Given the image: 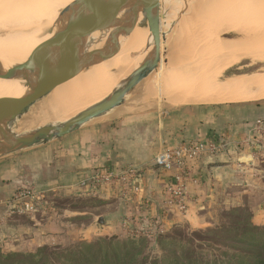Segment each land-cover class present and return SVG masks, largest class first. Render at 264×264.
<instances>
[{
  "label": "rangeland",
  "instance_id": "rangeland-1",
  "mask_svg": "<svg viewBox=\"0 0 264 264\" xmlns=\"http://www.w3.org/2000/svg\"><path fill=\"white\" fill-rule=\"evenodd\" d=\"M218 1L221 6L216 5L215 8H211L214 11L209 9V11L207 10L208 13L204 12V15L202 12L206 11L205 7L207 8V6L204 7L205 10L202 7V12L201 10L199 11L200 15L205 16L204 20L197 13L198 17L202 18L198 20L200 22L202 20L201 24H203L199 28L197 23V29L194 25L195 22H192L194 3H191L193 4L192 11L190 9L187 11L181 22H179L180 24L175 28L174 35L169 37L172 43L167 53L166 63L162 64L161 67L164 65V68H168L171 65L170 67L174 68L178 64L187 62L188 59V61H191L193 58L198 59L200 56H205V48L207 50L209 42H213L214 44L211 43L213 47L226 46L228 49L227 52L218 56V66L225 68L224 72L221 73L222 76H220L222 80L234 76L249 75L254 72L264 73V61H261L264 56V20L261 17L262 12H259V8L264 9V0H258L256 3L254 2L256 0H237V2L235 0L236 5L233 12H223L225 3H223V0ZM242 8L244 9L242 10ZM256 12L259 13L257 14ZM260 13L261 15H259ZM207 14L209 15L207 16ZM200 22L198 25H201ZM190 24L195 27V30L189 28L192 27L189 26ZM186 28L188 31H186ZM259 28L263 30L261 31ZM182 31L189 32L187 34L193 32L192 35H194H186ZM179 32L182 33L181 38H184V34L187 39L191 37L189 38L190 40L195 36L197 38L193 39V43L190 40L188 42L185 38H179L181 36V33L178 34ZM240 33L249 34L251 38L244 40L236 38ZM209 35L211 38H209ZM176 36L178 39H175ZM179 39L184 43H181ZM194 40H198V42ZM200 40H203V42ZM189 44L193 48L188 46ZM203 50L204 52H202ZM153 76L131 93L129 101L124 107L119 109L121 114H118L117 117L112 115L107 119L95 122L90 127L105 121L117 122L127 117H130L135 122L153 118L163 119L176 114L178 111L184 112V114L186 112H189V114L194 112L195 115L191 116V118L195 122L197 117L203 112L214 115L216 109L220 108L217 107L220 105H200L186 101L185 103L184 101L183 103L168 102L167 98L158 94L157 73ZM150 88H155V91L150 90ZM149 90L151 96L149 95ZM152 93L155 94L153 95ZM48 99L43 101L44 103L36 105L35 107L38 106V109L34 107V110L31 111L34 116L38 117V122L43 118L40 125L48 122L45 117L41 116L43 113H45V116L48 113L44 110ZM260 103H264V101H255L250 104ZM36 109L40 110V112L38 111V113ZM38 124L37 122L33 123L27 128L39 126ZM21 126L22 124H20ZM242 140L228 142L229 145L225 146L217 154L227 153L228 149L233 150L235 154L233 169L235 172H233V177L230 181H227L222 187L220 185L217 186L212 203L205 205L204 209H202L201 213L206 215L205 218L209 223L208 225H203L202 227L191 226L183 218L185 214L177 212L174 207L167 210L164 204L160 207L159 216H150L151 213H149L148 217L146 214L144 215L146 216V219H144V217L142 218L143 213L140 212L141 210L137 212L134 210L135 215L133 210H129V208L135 209V206L129 200V197L126 194L124 195V192L120 196L124 214L118 220H113L110 218V214L118 207L117 205L103 206L104 202H109L110 199H108V196L106 197V193L100 191H107L106 189L115 183L100 190H94L90 185L83 186L82 183L86 181L84 180L79 184L54 188V190H49L48 192L25 184L24 187L20 186L16 189L14 193H10L6 197L4 195L3 197L5 198L0 197V253L24 252L34 254L40 249H46V253L43 256L44 262L49 264H71L74 258L73 254L83 251L92 264H100L101 262L114 264V260L109 258L105 260L104 257L111 254L121 256L123 253L121 246L128 242L129 237L145 236L146 241L140 247L132 248L129 251L132 254L130 259L135 262H142L143 259H147L146 264H171L168 260L175 258L180 264H253L251 262L246 263L244 260L231 255H222V252L228 254L234 252L238 254H262V251H264L249 247L246 242L242 241L243 239L230 238L226 235L229 231H236L241 235L244 229L249 227L247 225L249 223L257 227L255 232L259 233L257 238L260 237L257 240L260 241L264 236V185H262L263 188L257 190V187L249 183L251 178L254 180L261 178L262 182L264 181V144L260 145L261 147L257 152L252 151V147L244 150L241 146L237 147V143ZM217 155H214V157ZM154 158L151 161L152 164ZM251 165L252 170L249 173ZM3 173L1 174L3 175V183H7L6 180L9 175L5 174L4 176ZM27 187L33 191L35 196L34 200L28 202L33 205V210H28L26 206L24 207V204L23 207H20V205L15 203H8L17 192L25 190ZM96 193L97 196H95ZM190 197H192L191 194ZM36 216L45 218V223L50 227L49 231H40L36 227L38 225H32L31 221ZM99 218H103V224H99ZM170 218L172 219L169 221L168 219ZM10 220L12 221L10 222ZM140 221L143 222L141 227L139 226ZM209 229L211 232L208 231ZM22 230L28 233L24 234L25 232ZM159 234H163L164 238L159 240ZM247 242L249 243V240ZM98 251L102 255L96 258ZM118 262L121 264L122 259L121 262L120 259ZM0 264H11V262L0 258Z\"/></svg>",
  "mask_w": 264,
  "mask_h": 264
},
{
  "label": "crops",
  "instance_id": "crops-1",
  "mask_svg": "<svg viewBox=\"0 0 264 264\" xmlns=\"http://www.w3.org/2000/svg\"><path fill=\"white\" fill-rule=\"evenodd\" d=\"M250 103L200 104L220 105L217 106L220 108L216 109L214 115L203 112L195 122L191 118L195 115L194 112L184 114L180 111L176 113H179L178 115L173 114L163 119L135 122L127 117L117 122L105 121L58 142L2 159L0 197L14 193L25 184L48 192L54 188L79 184L95 172L120 174L125 169L134 167L138 170L135 177H131L126 183L115 182L106 189L107 191H100L106 193V197L110 199L109 202H104L103 206L117 205L118 208L110 214V218L118 220L124 214L120 200L124 192L135 206V209L128 207L133 210L134 215L135 211L141 210L144 219V215L148 217L149 213L150 216H159L160 207L167 198L166 187L172 180V174L151 163L156 154L162 149L176 148L182 143L214 141L227 144L246 138L253 124L257 120H264V103ZM234 155L231 149L215 157L204 154L191 164L194 179L187 183V188L192 197L189 210L183 216L191 226L202 227L209 224L206 215L201 213L202 209L212 203L217 186L222 187L232 179L235 172ZM218 167H223V171L218 172ZM250 170L252 165L249 167V173ZM2 173L4 176L9 175L10 182L3 183ZM249 183L257 187V190L264 187L261 178H251ZM31 222L34 226L38 225L36 227L40 231H49L50 227L45 223L43 216H36ZM142 223H139L140 227ZM106 226L108 227L107 224ZM24 230V234L28 233Z\"/></svg>",
  "mask_w": 264,
  "mask_h": 264
},
{
  "label": "water",
  "instance_id": "water-1",
  "mask_svg": "<svg viewBox=\"0 0 264 264\" xmlns=\"http://www.w3.org/2000/svg\"><path fill=\"white\" fill-rule=\"evenodd\" d=\"M194 1L75 0L61 11L49 42L28 60L0 58V78L26 84L20 98H0V160L58 142L124 107L131 93L166 63L172 43L169 37ZM145 23H151V29L143 57L110 94L69 117L20 130L24 117L57 87L114 57L121 50L120 38L127 41L133 28ZM98 31L104 43L99 48L93 42ZM236 38L251 36L240 33ZM216 169L222 172L224 168ZM99 224H103V218H99Z\"/></svg>",
  "mask_w": 264,
  "mask_h": 264
},
{
  "label": "bare ground",
  "instance_id": "bare-ground-1",
  "mask_svg": "<svg viewBox=\"0 0 264 264\" xmlns=\"http://www.w3.org/2000/svg\"><path fill=\"white\" fill-rule=\"evenodd\" d=\"M73 1L75 0H0V58L13 61L28 60L36 50L49 42L52 35V26L56 25L61 11ZM254 2L256 3L258 0ZM193 3L194 14L192 22H195V27L196 24H199L200 22L198 19L201 17L199 18L198 16L200 15L199 11L202 7L203 9L205 6L208 8L205 7L206 11L203 12V9L201 10L204 14V12L208 13L207 10L209 11V9L215 8L216 5L221 6L218 4V0H195ZM223 3H225V5H223L225 7L223 8V12L234 11L236 5L235 0H223ZM192 5L193 4L189 6L191 11ZM243 9L244 8H242V10ZM259 10V12H262V15L261 13L259 15H261L264 20V9L259 8ZM212 11H214V9ZM259 12L256 13L258 14ZM197 13H199V15ZM208 15L209 14H207V16ZM204 17L202 16L203 19H201L204 20ZM202 20L200 24L202 23ZM250 22L252 21L250 20ZM198 24L197 26L199 28L203 25ZM189 26L192 25L190 24ZM192 27L189 28L193 30L195 27ZM150 29L151 23L135 26L127 41L126 37L120 38L121 50L114 57L108 61L96 64L86 73L57 87L44 107V110L48 113L46 116L44 115L45 113L41 114V116L45 117L48 122L57 121L61 118L69 117L105 98L141 61L143 57L142 52L150 40ZM262 30L263 29H261V31ZM186 31H188V29ZM186 31L184 32L186 33ZM184 32L182 31V33ZM180 33L181 32L178 34ZM182 33L181 36L179 35L180 37L178 36L179 38L182 37ZM187 33L186 35H192L193 32L190 34ZM99 36V31L93 36V42L96 43L98 48L104 44L101 42ZM195 37L193 39H195ZM184 38L187 39L185 34ZM189 38L187 39L188 42L190 40ZM209 38H211V36ZM175 39H178L177 36ZM181 39H179V41ZM193 39L190 40L192 43ZM187 41L185 40V42ZM194 41L198 42V40ZM201 42H203V40ZM211 43L213 42H209L210 45L208 44L209 47L207 50L205 48V56H200L198 59L193 58L191 61H188V59L187 62L178 64L174 68L170 67L171 65L168 66V68H164L163 65L157 73L158 94L161 95V97L163 95L167 98L168 102L179 103H183V101L185 103L186 101L197 104H225L264 100V73L254 72L249 75L234 76L222 80L220 76H222L221 73L224 72L225 68L218 66V56L227 52L228 49L226 46L213 47ZM191 44L188 46L193 48ZM202 52H204V50ZM200 54L202 55V53ZM261 61H264V56ZM151 89L155 91V88H150V90ZM150 90L149 95L151 96ZM25 91L26 84L24 81L0 78V98L16 100L20 98ZM152 94L154 95L155 93ZM41 103L44 102L42 101ZM37 109L36 111L40 112V107V110ZM118 114H121L120 110L115 112L113 116L117 117ZM37 118L38 117L34 116L32 113L24 117L21 122L22 126L20 127V130L25 129L36 122L40 125L43 118L39 122Z\"/></svg>",
  "mask_w": 264,
  "mask_h": 264
},
{
  "label": "built area",
  "instance_id": "built-area-1",
  "mask_svg": "<svg viewBox=\"0 0 264 264\" xmlns=\"http://www.w3.org/2000/svg\"><path fill=\"white\" fill-rule=\"evenodd\" d=\"M263 144L264 120H257L253 124L250 132H248L247 137L237 143V147L241 146L244 150L252 147L251 150L257 152L261 147L260 145ZM228 145V143L218 144L214 141L183 143L176 148L164 149L155 156L153 164L161 170L172 174V182L166 187L167 198L163 203L167 210L173 209L174 207L181 214L187 213L191 203L187 183L194 179L191 164L204 154H209L210 156L217 155ZM137 171V168L129 167L120 174L114 172H95V174L82 184L83 186L90 185L94 190H99V188L110 186L115 182L121 181L122 183H126L128 179L137 175ZM34 198L33 191L26 188L25 190L17 192L8 203L11 204L12 202L20 205V207H23L24 204V207L26 206L28 210H33V205L28 202L34 200Z\"/></svg>",
  "mask_w": 264,
  "mask_h": 264
},
{
  "label": "trees",
  "instance_id": "trees-1",
  "mask_svg": "<svg viewBox=\"0 0 264 264\" xmlns=\"http://www.w3.org/2000/svg\"><path fill=\"white\" fill-rule=\"evenodd\" d=\"M6 182H9V179L6 180ZM24 187V186H22ZM29 188V187H27ZM26 189V188H25ZM249 225L248 228L244 229V231L242 232V234L240 235L238 232L234 231H229L227 235V237L230 238H235V239H243L242 241L248 244L249 247L252 248H256L257 250H264V236L262 237V239L257 240L259 238H257V236H259V233H256V229L257 227L255 225H250L249 223L247 224ZM208 231L211 232V230L209 229ZM256 233V234H255ZM215 235V234H212ZM216 236V235H215ZM159 240L161 238H164L163 234H159L158 235ZM247 240H249V243L247 242ZM128 242L124 243L121 247L123 248V253L121 256L116 255V254H111L110 256H105V260H108V258L110 260H114V264H119V259L121 262V264H127L129 262V264H146V260L147 259H143L142 262H135L134 260L130 259V256L132 255L131 252H129L130 250H132V248L136 249L138 247H140V245H142V243H144V241H146V237L144 236H131L129 237V239L127 240ZM262 241V242H261ZM262 254H238V253H226V252H222L223 256H228L231 255L232 257H237L240 258L242 260H244L246 263L247 262H251L253 264H264V251H262ZM46 253V249H40L38 250V252L34 253V254H29V253H20V252H14V253H9V254H1L0 253V258L4 259L8 262H11V264H49L44 262V255ZM102 253L100 251H98L96 253V258L101 257ZM74 258L71 264H92L91 260L89 258H87L88 256L86 255V253H83V251H79L75 254H73ZM104 256V255H103ZM102 256V257H103ZM171 262V264H180V262L175 259H169L168 262ZM100 264H106L104 262H101Z\"/></svg>",
  "mask_w": 264,
  "mask_h": 264
}]
</instances>
